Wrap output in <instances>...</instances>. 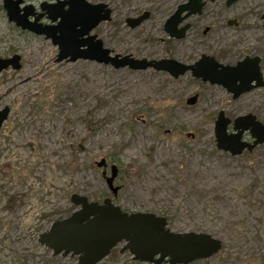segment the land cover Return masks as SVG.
<instances>
[{
	"label": "rangeland",
	"instance_id": "374dc122",
	"mask_svg": "<svg viewBox=\"0 0 264 264\" xmlns=\"http://www.w3.org/2000/svg\"><path fill=\"white\" fill-rule=\"evenodd\" d=\"M58 1L65 0H25L21 8L40 14L42 4ZM87 1L112 11L111 21L92 32L112 56L193 61L207 50L238 54L247 41L262 45L264 39L255 31L225 29L229 18L259 25L264 0H242L228 10L217 0L191 20L185 40L167 45L164 24L187 0ZM145 12L149 20L135 29L127 25ZM59 22L45 16L39 24ZM207 27L214 30L203 36ZM58 54L52 40L10 22L0 0V59L21 58L19 70L0 75V112L9 109L0 129V264H78L77 257L53 256L38 242L78 210L73 194L99 204L112 198L126 212L165 217L174 233L222 242L218 254L191 264H264V146L231 156L216 148L214 134L217 114L246 113L251 96L232 103L225 91L190 74L174 80L153 69L57 63ZM195 95L197 104L188 106ZM262 96L252 99L264 119ZM102 159L107 169L98 166ZM111 165L119 169L117 197L103 177ZM121 249L98 264H148Z\"/></svg>",
	"mask_w": 264,
	"mask_h": 264
},
{
	"label": "water",
	"instance_id": "95a60500",
	"mask_svg": "<svg viewBox=\"0 0 264 264\" xmlns=\"http://www.w3.org/2000/svg\"><path fill=\"white\" fill-rule=\"evenodd\" d=\"M25 0H3V7L10 22H14L22 30H28L37 35H43L58 46L57 63L63 61L77 62L78 60L97 62L110 65L114 69L128 68L133 71L153 69L156 72H166L173 79L191 72L203 82H211L226 86L234 93V98L249 91L250 88H238L228 84L221 78L222 70H230L234 77L240 68L223 67L213 58L203 55L194 65H185L174 59L147 60L136 59L131 55H115L104 47L102 40L92 32L102 22L111 21L112 11L104 3L91 4L87 0H65L57 4H42L41 13L36 14L32 6L21 8ZM206 0H188L180 5L175 13L166 21L165 32L170 38L182 40L190 28L186 24L179 26L193 15H200ZM215 1V0H209ZM229 5L238 0H227ZM65 7H68L67 9ZM183 14H185L183 16ZM47 16L52 23L60 19L58 25L39 24ZM34 17L31 22L29 18ZM150 14L145 12L138 18L127 19V25L135 29L148 20ZM264 20V15H263ZM21 58L18 55L8 59H0V75L12 68H21ZM208 65V67H207ZM198 102V95L186 100L188 106ZM9 109L0 112V129L7 120ZM231 120L220 112L215 121V141L219 151L240 156L248 144L241 142L244 132L251 131L255 142L248 145L252 151L259 145H264V124L253 116L239 117L234 121V135L228 134ZM98 166L107 169L106 159ZM110 176L103 172L109 191L117 197L120 188L115 186L119 174L117 166L110 167ZM73 205L78 207L66 219L55 222L50 230L41 234L38 242L53 252V256L69 255L78 258V264H98L108 257L113 249L124 243L121 253L128 252L134 262L148 264H191L197 260L213 257L222 250V242L208 234L174 233L168 228L165 217L153 213H128L113 203L112 198H105L102 204L92 202L87 197L73 194L70 198Z\"/></svg>",
	"mask_w": 264,
	"mask_h": 264
},
{
	"label": "flooded vegetation",
	"instance_id": "af4514ba",
	"mask_svg": "<svg viewBox=\"0 0 264 264\" xmlns=\"http://www.w3.org/2000/svg\"><path fill=\"white\" fill-rule=\"evenodd\" d=\"M241 1L242 0H238V1L233 2V3H231L229 5L227 0H222V5L221 6L225 10H228V9L232 8L233 6L237 5ZM187 2H188V0H187ZM216 2H217V0H215V1L206 0L205 1V5H204L203 10H202V13L200 15H193V16L189 17L184 23H182L179 26V29L182 28L183 26H185L186 24H189L190 25L189 30H190L193 27V24H192L191 20L193 18H195V17H201L203 15L204 11H205L206 6L209 5V4H215ZM186 3H184V4H186ZM35 13L38 15L36 10H35ZM184 15L185 14H183V16ZM263 15H264V12H262L259 16H257L259 25L253 26V27H244L243 26V20L244 19H241V21H240L239 18H229L226 21L225 29H232V30H235V31L240 30V32H243V33H249L250 31H255V32L260 33L264 37ZM248 17L249 16H247L245 18H248ZM32 18L34 20V17H32ZM189 30L187 31L186 37L184 39L178 40V39L170 38L167 35V33L165 32V24H164L163 32L167 35V39L165 41H163V43H165V45H167V44H170V43L182 42L183 40H185L187 38ZM213 30L214 29H212V27L211 28L207 27L204 30V32H203V36H206L207 34L211 33ZM261 43H262V45H257L255 43V41H254V43H251V41H249V42L247 41V43L245 44V49L241 50V52H239L238 54H235L233 51H231V52H217V53H213V52H211V50H207L209 52L202 54L201 56H199V58H197V59H195L193 61H182V60H179L180 63H182V64L194 65L202 58L203 55H205V56H208L210 58H213L216 63H218L219 65H221L223 67H230V68H235V69L240 68L238 73L234 77L231 75V72H232L231 69L230 70H222L221 68H219L217 70V71H222L220 76H221V78L228 79V80H225L228 84L229 83L230 84H234V86L238 87V88H241V87L242 88H250L249 91L241 94L238 98H234L235 94L229 92L226 86L218 85V84H211V82H209V81L208 82H203L201 79H198L195 76H193V74L191 72L187 73V74H190L191 78H193L197 82L201 83L203 86H210V87L222 89L223 91L226 92V94L228 96V101H230L232 103L237 102V101H242L245 98H248V97L251 96V98L248 99V101L250 103L252 102L251 105H252L253 109L249 108V110L248 111L246 110V113H244V114L238 115L235 118H230L226 114V111H224V110L220 111V112H224L225 117L231 120V124L228 126V134L229 135H234L235 134L234 121L237 118H239V117L253 116V117H255V119L257 121H259V122L264 124V119H262L260 116H258L256 114V111H258L259 109L258 108L254 109L256 105H254L255 102H253V99H252L254 97L256 99V102H257V99L259 100L260 96L263 95L262 97H264V39L262 40ZM255 46L257 48H255ZM207 67H208V65H207ZM166 74L169 75L168 73H166ZM184 76H182V77H184ZM171 78L173 79V77H171ZM174 80H177V79H174ZM252 95H254V96H252ZM198 99H199V95H198ZM220 112L217 114L216 119L218 118ZM241 142H243L245 144H248V145H252L255 142V139L252 137V134H251L250 130L243 133V135L241 137ZM248 145H247V148L243 151V153L241 155L245 154L246 152L247 153H252L258 147L264 146V145H259V146L255 147L252 151H249ZM124 212H126V211H124ZM120 245H122V248L124 247V243H122ZM113 250L111 251V253L113 252Z\"/></svg>",
	"mask_w": 264,
	"mask_h": 264
}]
</instances>
